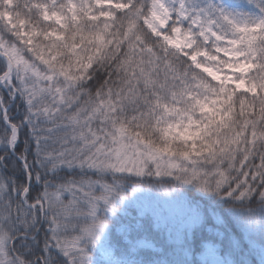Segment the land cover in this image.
<instances>
[{
  "label": "trees",
  "instance_id": "1",
  "mask_svg": "<svg viewBox=\"0 0 264 264\" xmlns=\"http://www.w3.org/2000/svg\"><path fill=\"white\" fill-rule=\"evenodd\" d=\"M172 1L168 6L174 18L176 0ZM44 2L62 26L42 21L21 0H15L14 10L26 21L27 30L35 33L32 52L41 71L54 75L51 93L62 106L55 121L103 117L107 131L117 128L186 164L184 177L172 183L195 196L198 217L189 225L185 217L171 221L162 213L140 212L133 204L123 208L117 203L115 214L105 215L106 221L127 224L132 238L145 235L161 251L132 247L111 231L116 256L122 258L116 264H201L197 253L202 242L216 240L206 225L223 231L220 252L226 264H264V0H185L190 16L207 14L215 31L234 40L242 58L253 65V90L248 91L219 85L192 67L185 56L163 49L143 21L146 0H132L125 10H111L91 19L77 8L70 15L61 1L52 8ZM49 30L53 35L46 37ZM190 32L195 49L213 52L215 42L204 46L198 30L190 28ZM4 71L5 62L0 58V76ZM11 86L14 100L3 88L0 94L4 106L11 104L9 122L18 129L14 151L25 157L32 175L28 198L33 200L56 186H67L70 179L83 178L77 169L50 173L37 165L35 106L18 80ZM2 117L0 104V135L8 138L10 130ZM0 159L11 187H26L22 165L9 149L0 150ZM99 176L87 172L85 178ZM103 176L123 187L148 189L154 183V178L145 175ZM128 190L123 192L128 194ZM58 244L49 234L40 233L31 242H16L15 251L25 260L51 256L54 264H82L79 261L85 258L75 247L64 254Z\"/></svg>",
  "mask_w": 264,
  "mask_h": 264
},
{
  "label": "rangeland",
  "instance_id": "2",
  "mask_svg": "<svg viewBox=\"0 0 264 264\" xmlns=\"http://www.w3.org/2000/svg\"><path fill=\"white\" fill-rule=\"evenodd\" d=\"M30 6L40 9L38 3L26 0ZM85 1L82 8L88 17H94L89 3L99 8L102 5L122 8L123 5H113L111 0H79ZM177 19L167 32L169 12L166 0H151L145 23L154 36L160 38L168 49H174L188 57L191 64L201 69L218 83L229 84L235 91L251 89L248 85L249 64L240 62H222L217 56L207 53L192 52L191 38L186 36L181 21L187 19L185 2L178 0ZM14 0H0V49L9 55L12 61L6 77H0V86L12 93L11 84L18 80L23 86L24 95L35 106V136L38 143L37 155L39 165L49 170L61 167L76 168L84 175L98 174L102 177L72 179L67 186L53 188L44 194L43 203L46 206L45 225L52 227L51 238L62 243L63 253L69 254L75 247L83 257H89L87 246L94 244L98 257L108 264L115 262L113 250L106 238L111 225L105 220V215L113 216L116 204L125 207L127 204L137 206L140 212L152 211L160 213L167 210L174 215L184 216L189 223L196 217V208L177 188L169 185L155 186L150 189L123 187L119 183H110L104 179L105 174L123 173L139 176H151L156 179H180L184 177L181 160L160 153L142 142L127 137L117 128L107 131L108 125L100 116H75L64 123L55 121L62 110L61 103L51 93V83L54 75L41 71L32 52V33L27 31L25 23L18 19L13 10ZM42 17L51 19L44 11ZM200 30V37L207 40H221L211 23L194 16L189 23ZM205 43V42H204ZM216 53L227 57H240L241 54L227 46L215 48ZM3 57V56H1ZM5 58V57H3ZM15 63L18 67H15ZM13 99L14 95L11 94ZM44 100V102H43ZM12 141L0 135V150L13 147L17 137L16 129H11ZM88 170V171H84ZM80 175V173H79ZM9 179L0 161V264H21L10 253V241L18 230L16 215L19 205L16 196L20 193L15 189L10 191ZM61 190H58V189ZM129 189V194L123 191ZM41 208L37 211L40 212ZM28 218L25 222L33 224V212L24 209ZM31 218V219H29ZM29 226V224H28ZM211 231L210 227H207ZM119 233H128L126 226L118 229ZM74 231L71 241L65 234ZM125 240L128 238L125 236ZM65 241V242H63ZM84 243L83 247L76 246ZM140 248H154V244L144 238L131 242ZM219 244L205 242L198 253L203 264H225L218 252Z\"/></svg>",
  "mask_w": 264,
  "mask_h": 264
}]
</instances>
